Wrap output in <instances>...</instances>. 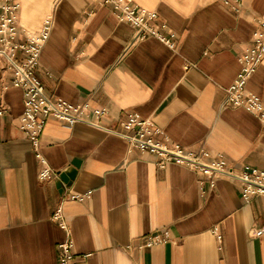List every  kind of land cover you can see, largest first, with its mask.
Wrapping results in <instances>:
<instances>
[{"label":"crops","instance_id":"crops-1","mask_svg":"<svg viewBox=\"0 0 264 264\" xmlns=\"http://www.w3.org/2000/svg\"><path fill=\"white\" fill-rule=\"evenodd\" d=\"M153 9L176 33L170 49L135 29L97 0H18L30 36L45 18L51 30L35 69L47 92L70 103L106 107L105 125L120 129L126 111L161 127L173 145L221 153L235 169L264 173V129L242 108L222 106L250 45L264 0H244L234 13L222 0H133ZM246 90L264 105V60ZM0 264H55L67 233L51 216L62 203L73 240L71 264H264V196L241 197L240 184L220 177L204 196L198 175L148 153L128 151L120 137L86 124L49 119L39 150L58 173L79 161L69 187L40 181L31 142L19 129L22 91L0 58ZM221 235L220 249L213 230ZM263 229L260 235L256 231ZM169 239L139 247L149 233Z\"/></svg>","mask_w":264,"mask_h":264},{"label":"built area","instance_id":"built-area-1","mask_svg":"<svg viewBox=\"0 0 264 264\" xmlns=\"http://www.w3.org/2000/svg\"><path fill=\"white\" fill-rule=\"evenodd\" d=\"M97 1L102 5L111 6L119 22L127 23L135 29L134 41L154 37L168 48L175 49L176 33L164 21L159 20L155 10L145 8L133 0ZM222 2L234 13H240L244 8V0ZM51 26V17H47L37 35H28L19 23L18 0H0V58L5 62L11 85L22 91L23 109L19 129L31 142L32 151L40 163L37 174L40 181L57 177V173L49 167L39 150L40 137L47 121L55 119L68 126L82 123L116 135L127 143L128 151L153 155L158 168L173 163L191 169L198 175L197 183L201 196L213 190L222 176L240 184L241 197L246 202L255 196H264L262 171L249 165H242L237 169L230 167L223 154L212 153L205 148L194 151L173 145L161 127L136 111H126L120 119V129L117 130L103 122L108 114L106 107L93 106L88 101L74 104L50 95L43 82L36 76L35 69ZM263 60L264 18L260 17L256 19L250 45L238 58L239 70L225 90L222 106L238 107L254 114L264 129V105L257 95L246 90L247 81ZM3 114L4 107L0 103V118ZM91 193L92 191L88 190L63 197L52 213V221L67 233L66 238L56 245L55 264H71L74 260L73 240L68 235L69 226L64 217L62 203L67 199L82 201L89 198ZM262 231V228L257 230L256 235H260ZM213 233L220 249L222 237L216 228ZM168 239L169 232L165 229L149 233L144 236L139 247H149Z\"/></svg>","mask_w":264,"mask_h":264},{"label":"water","instance_id":"water-1","mask_svg":"<svg viewBox=\"0 0 264 264\" xmlns=\"http://www.w3.org/2000/svg\"><path fill=\"white\" fill-rule=\"evenodd\" d=\"M78 167H79V161H73L64 170L59 171L57 173L56 182H55L56 187L57 188L69 187L72 184V182L76 176V172L78 170Z\"/></svg>","mask_w":264,"mask_h":264}]
</instances>
